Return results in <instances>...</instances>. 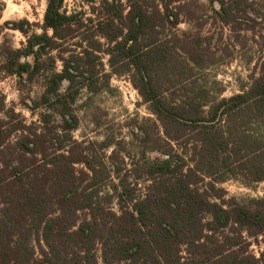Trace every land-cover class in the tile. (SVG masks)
Returning a JSON list of instances; mask_svg holds the SVG:
<instances>
[{"label": "trees", "instance_id": "trees-1", "mask_svg": "<svg viewBox=\"0 0 264 264\" xmlns=\"http://www.w3.org/2000/svg\"><path fill=\"white\" fill-rule=\"evenodd\" d=\"M65 1L47 0L42 33L13 25L22 47L0 44V82L16 76L24 92L43 79L39 97L22 96L39 124L0 92V264H264V195L240 201L221 187L264 182V130L253 128L264 124V59L222 97L197 72L213 64V37L176 31L182 0H86L91 15ZM210 3L227 25L264 24V0ZM112 75H129L160 122L155 137L143 129L130 169L74 135L81 91Z\"/></svg>", "mask_w": 264, "mask_h": 264}, {"label": "rangeland", "instance_id": "rangeland-1", "mask_svg": "<svg viewBox=\"0 0 264 264\" xmlns=\"http://www.w3.org/2000/svg\"><path fill=\"white\" fill-rule=\"evenodd\" d=\"M182 23L177 28L178 35L192 40L213 37V64L207 69H198L200 83L223 90L222 97H230L241 92V87L251 82V75L258 73L257 65L264 59V24H257L253 30L245 26L222 23L214 12L210 0H182ZM68 11L86 9L91 15V8L86 0H66ZM47 0H0V44L10 43L14 48L22 47L27 37L13 28L14 24L27 21V27L36 33L43 32L44 15ZM51 33V32H50ZM106 68L107 58L104 59ZM66 83L64 87H66ZM43 91V79H38L32 86H27L24 92L20 90L16 76H6L0 82V92L6 96L9 108H14L27 122L38 123V115L26 108L22 96L39 97ZM75 112L79 118V127L74 132L75 138L89 147L100 158L110 165L108 156L117 151L114 165L132 168L134 161L143 157V129L153 135L157 134L154 122L160 124L157 116L144 102L138 89L134 86L129 75H112L110 85L103 91L92 93L82 90L75 104ZM254 125V129L264 130ZM160 134L162 128H159ZM105 144L110 147L104 148ZM151 157L158 153H151ZM118 182V178L114 179ZM147 182L141 180L146 186ZM227 193V198L235 197L240 201L264 195V182L245 186L240 180L229 179L221 184ZM144 189H141L143 192ZM261 238L254 241L250 250L259 256L262 251Z\"/></svg>", "mask_w": 264, "mask_h": 264}]
</instances>
